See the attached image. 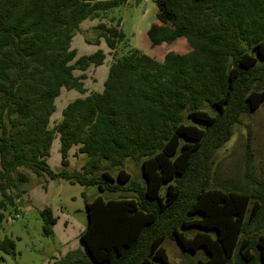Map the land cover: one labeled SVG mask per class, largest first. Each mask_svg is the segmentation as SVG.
<instances>
[{"label": "trees", "instance_id": "16d2710c", "mask_svg": "<svg viewBox=\"0 0 264 264\" xmlns=\"http://www.w3.org/2000/svg\"><path fill=\"white\" fill-rule=\"evenodd\" d=\"M152 1V47L183 38L189 52L170 51L162 62L137 50L119 56L124 34L107 14L126 0H0V220L18 206L26 168L120 195L86 202V251L61 264H169L166 239L184 251L204 249L208 259L198 264H264V182L252 147L251 189L211 185L216 151L264 103V0ZM94 20L97 38L85 41L103 39L112 62L103 91L88 93L86 72L104 65L106 54L78 56L72 40ZM63 89L81 97L51 129ZM57 136L62 169L55 172L48 158ZM73 147L88 161L70 172ZM128 161L140 178L126 170ZM41 215L51 236L52 210ZM0 249L12 255L15 242L6 238Z\"/></svg>", "mask_w": 264, "mask_h": 264}, {"label": "rangeland", "instance_id": "374dc122", "mask_svg": "<svg viewBox=\"0 0 264 264\" xmlns=\"http://www.w3.org/2000/svg\"><path fill=\"white\" fill-rule=\"evenodd\" d=\"M139 2L138 5L136 4ZM158 8L152 0H126L124 5L111 10L107 16L120 24L119 29L124 39L119 46V56L137 50L157 61L162 62L170 51L186 53L190 46L185 39H178L172 44L152 47L148 30L158 23ZM98 21H85L72 40V48L78 56L91 55L98 50L106 54L104 65L92 67L87 72V90L102 92L112 62V54L102 39L99 46L88 44L85 39L94 41L98 31ZM79 76L81 73L76 71ZM81 97L75 90L63 89L56 100V112L52 116L50 128L53 129L62 119V110L74 99ZM240 124L233 126V137L222 148L216 151L212 165L211 185L215 188H234L246 191L252 188L246 176L248 174V146L254 151V173L264 182V103L251 114L243 115ZM242 123V124H241ZM250 128V130L248 129ZM70 172L80 171L88 157L78 153L73 147L68 156ZM59 137H55L50 150L48 164L58 172L62 169ZM29 181L21 186L23 193L17 207H9L2 211L0 220V242L6 238L15 242V253L5 254L0 249V264H61L70 252L85 250L81 235L87 226L86 202L101 196L103 199H116L119 193L100 191L96 186L71 184L63 179L50 180L36 176L31 170L22 168ZM126 170L136 179L140 178V169L135 162L128 161ZM115 175L116 170L111 172ZM212 187V188H213ZM52 210L56 219L53 233L47 236L43 230L42 211ZM169 264H198L208 259L204 249L196 253L184 251L171 239L163 242ZM86 251V250H85Z\"/></svg>", "mask_w": 264, "mask_h": 264}, {"label": "crops", "instance_id": "0c3cea01", "mask_svg": "<svg viewBox=\"0 0 264 264\" xmlns=\"http://www.w3.org/2000/svg\"><path fill=\"white\" fill-rule=\"evenodd\" d=\"M189 52V51H188ZM165 57V56H164ZM85 86L87 87V83L85 82ZM90 93V92H89ZM78 98V97H77Z\"/></svg>", "mask_w": 264, "mask_h": 264}, {"label": "water", "instance_id": "95a60500", "mask_svg": "<svg viewBox=\"0 0 264 264\" xmlns=\"http://www.w3.org/2000/svg\"><path fill=\"white\" fill-rule=\"evenodd\" d=\"M138 3H139V2L137 1V3H136V4L138 5Z\"/></svg>", "mask_w": 264, "mask_h": 264}]
</instances>
